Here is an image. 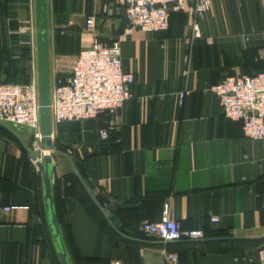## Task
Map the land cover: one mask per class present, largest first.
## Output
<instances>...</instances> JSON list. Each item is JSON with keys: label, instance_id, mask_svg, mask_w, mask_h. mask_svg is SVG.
I'll list each match as a JSON object with an SVG mask.
<instances>
[{"label": "crops", "instance_id": "crops-1", "mask_svg": "<svg viewBox=\"0 0 264 264\" xmlns=\"http://www.w3.org/2000/svg\"><path fill=\"white\" fill-rule=\"evenodd\" d=\"M209 3L198 20L202 38H194L192 19L177 13L167 31L136 29L120 42L124 71L135 76L122 112L53 125L54 151L61 152L57 144L65 150L120 232L135 239L118 235L83 185L66 179L72 166L58 156L53 186L72 264H168L166 253L178 254L180 264H260L264 139L246 138L212 88L231 76L264 73V0ZM90 15L109 44L126 31L124 10L111 0H47L51 90L71 78L90 46ZM30 25L35 41L28 55L22 28ZM36 32V0H0V83L38 79ZM15 130L31 148L32 130ZM167 207L184 230L200 229L204 238L161 244L143 237L140 224L160 222ZM211 216L220 224H211ZM0 264H60L42 173L1 127Z\"/></svg>", "mask_w": 264, "mask_h": 264}, {"label": "built area", "instance_id": "built-area-1", "mask_svg": "<svg viewBox=\"0 0 264 264\" xmlns=\"http://www.w3.org/2000/svg\"><path fill=\"white\" fill-rule=\"evenodd\" d=\"M124 10L127 21L125 33L111 44L103 40L96 15L86 18L85 29L91 36V44L82 50L68 81L58 80L51 90L52 123L95 120L103 114L122 112L133 98L131 87L135 76L123 68L120 42L134 30L165 32L170 27L172 14L183 13L192 19L194 38H202L199 18L210 11L209 0H111ZM23 33L35 32L33 26L22 28ZM224 116L243 126V134L251 140L264 139V73L254 76H231L214 86ZM186 92H180V105ZM0 122L14 129L28 128L33 132V152H42L40 101L38 79L28 83H0ZM101 140L109 138V131L99 132ZM36 165V161H33ZM7 208L6 210H9ZM218 225L217 216L209 218ZM140 234L162 242H178L186 239L198 241L204 238L200 229L184 230L172 219L165 208L160 222L143 221ZM168 264H180L176 253H166ZM260 264H264V247L259 251ZM113 264H121L115 262Z\"/></svg>", "mask_w": 264, "mask_h": 264}, {"label": "water", "instance_id": "water-1", "mask_svg": "<svg viewBox=\"0 0 264 264\" xmlns=\"http://www.w3.org/2000/svg\"><path fill=\"white\" fill-rule=\"evenodd\" d=\"M36 38H37V69H38V88L40 101V124H41V147L42 152H33L27 145L20 134L11 126L0 122V127L10 132L22 145L29 157L36 161V167L42 173L44 185L45 208L50 219L51 231L57 240L58 257L60 264H72L66 248L58 216L55 212V198L53 193V161L58 156H63L69 160L75 176L79 179L83 187L86 189L93 202L100 209L109 224L122 237L135 241L120 232V222L115 216H109L98 203L94 195L90 192L80 173L77 171L73 162L62 152L54 151L53 145V123L51 113V71H50V53L48 39V17H47V0H36ZM114 35H117L114 33ZM234 239H246L237 238ZM161 244H172L176 242H160Z\"/></svg>", "mask_w": 264, "mask_h": 264}, {"label": "trees", "instance_id": "trees-1", "mask_svg": "<svg viewBox=\"0 0 264 264\" xmlns=\"http://www.w3.org/2000/svg\"><path fill=\"white\" fill-rule=\"evenodd\" d=\"M26 39V41H27V45H26V48H25V50L28 52V55L31 53V47H30V38H29V36L27 37V38H25ZM252 76H254V75H252ZM30 80H31V76L30 75H26L21 81H18V82H6V83H28V82H30ZM104 115V114H103ZM102 116V115H101ZM100 117V116H99ZM103 142H108V140H105V141H103ZM57 148L59 149V151H61V152H64L65 150L61 147V146H59L58 144H57ZM81 173V172H80ZM67 180H71V181H73L74 183L76 182V183H79V184H81L80 182H79V180H78V178L73 174L71 177H68V178H66ZM53 193H54V198H55V212H56V214H57V216H58V220H59V223H60V225L62 224V220H61V217H60V214H59V211H58V203H57V199H56V196H55V186H53ZM119 235V234H118ZM142 235V234H141ZM216 237H226L227 236V234H223V233H220V232H216L215 234H214ZM62 236H63V234H62ZM143 237H145L144 235H142ZM63 239H64V236H63ZM183 240H186V239H183ZM183 240H180V241H183ZM187 241H189V240H187ZM64 242H65V245H66V248H67V244H66V241H65V239H64ZM179 242V241H178ZM67 250H68V248H67ZM70 257V256H69ZM72 261V260H71Z\"/></svg>", "mask_w": 264, "mask_h": 264}, {"label": "rangeland", "instance_id": "rangeland-1", "mask_svg": "<svg viewBox=\"0 0 264 264\" xmlns=\"http://www.w3.org/2000/svg\"><path fill=\"white\" fill-rule=\"evenodd\" d=\"M28 36H29V38H30V47H31V53L29 54V55H31L32 53H33V40L35 39L34 37H35V32L34 33H32V32H28ZM35 41V40H34ZM33 57V56H32ZM23 129H25V130H27V131H31L30 129H28V128H23ZM23 129H21V130H23ZM34 166L36 167V165H35V163H34Z\"/></svg>", "mask_w": 264, "mask_h": 264}]
</instances>
